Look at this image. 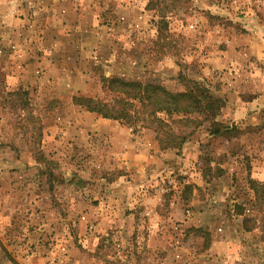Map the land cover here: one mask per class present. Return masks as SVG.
<instances>
[{
  "label": "rangeland",
  "instance_id": "374dc122",
  "mask_svg": "<svg viewBox=\"0 0 264 264\" xmlns=\"http://www.w3.org/2000/svg\"><path fill=\"white\" fill-rule=\"evenodd\" d=\"M115 79L200 83L222 133L74 104ZM263 186L264 0H0V264H264Z\"/></svg>",
  "mask_w": 264,
  "mask_h": 264
},
{
  "label": "trees",
  "instance_id": "16d2710c",
  "mask_svg": "<svg viewBox=\"0 0 264 264\" xmlns=\"http://www.w3.org/2000/svg\"><path fill=\"white\" fill-rule=\"evenodd\" d=\"M105 87L106 92L113 95L110 102L94 100L92 98H74V104L84 108L88 113L99 115L104 119L122 122L128 126L153 127L155 131L162 134V138L156 134L160 148L178 149L186 140V136L176 135L170 129V124H185L198 121L197 118L190 119L188 116L202 117V122L209 124L208 132L212 136H219L222 131L221 124L216 122L223 108V101L212 95L208 89L195 81H187L183 92L171 93L157 84H143L139 82H126L118 79L109 80ZM165 116V120L158 118ZM180 118L173 121L172 118ZM223 132L230 131L223 128ZM260 195L264 194V186ZM262 193V194H261ZM258 192L253 193L256 199ZM254 201V200H253ZM250 201L247 203L249 204ZM245 205V204H244ZM243 203L235 206L241 208ZM244 211L241 209V212ZM243 216V214H239ZM243 218V227L246 222L252 220Z\"/></svg>",
  "mask_w": 264,
  "mask_h": 264
}]
</instances>
